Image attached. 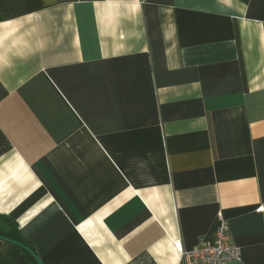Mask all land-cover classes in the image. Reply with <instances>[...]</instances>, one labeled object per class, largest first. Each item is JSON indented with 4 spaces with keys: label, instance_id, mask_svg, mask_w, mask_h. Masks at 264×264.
Wrapping results in <instances>:
<instances>
[{
    "label": "crops",
    "instance_id": "0c3cea01",
    "mask_svg": "<svg viewBox=\"0 0 264 264\" xmlns=\"http://www.w3.org/2000/svg\"><path fill=\"white\" fill-rule=\"evenodd\" d=\"M0 264H184L223 216L264 264V0H0Z\"/></svg>",
    "mask_w": 264,
    "mask_h": 264
},
{
    "label": "built area",
    "instance_id": "2783aa9c",
    "mask_svg": "<svg viewBox=\"0 0 264 264\" xmlns=\"http://www.w3.org/2000/svg\"><path fill=\"white\" fill-rule=\"evenodd\" d=\"M182 256L184 264H224L239 261L241 250L233 243L229 222L220 216L215 241L202 243Z\"/></svg>",
    "mask_w": 264,
    "mask_h": 264
},
{
    "label": "trees",
    "instance_id": "16d2710c",
    "mask_svg": "<svg viewBox=\"0 0 264 264\" xmlns=\"http://www.w3.org/2000/svg\"><path fill=\"white\" fill-rule=\"evenodd\" d=\"M0 236L16 240L22 244V246L28 247L18 229L17 223L5 215H0Z\"/></svg>",
    "mask_w": 264,
    "mask_h": 264
}]
</instances>
